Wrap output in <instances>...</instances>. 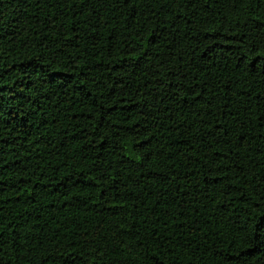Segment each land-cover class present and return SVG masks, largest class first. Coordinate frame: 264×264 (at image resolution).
<instances>
[{
	"label": "trees",
	"instance_id": "16d2710c",
	"mask_svg": "<svg viewBox=\"0 0 264 264\" xmlns=\"http://www.w3.org/2000/svg\"><path fill=\"white\" fill-rule=\"evenodd\" d=\"M0 264H264V0H0Z\"/></svg>",
	"mask_w": 264,
	"mask_h": 264
}]
</instances>
